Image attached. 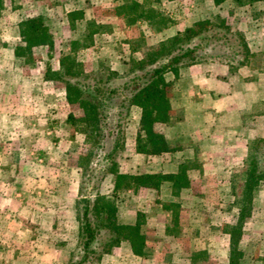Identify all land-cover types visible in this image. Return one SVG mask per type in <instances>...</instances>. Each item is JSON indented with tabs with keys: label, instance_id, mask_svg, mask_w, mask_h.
<instances>
[{
	"label": "rangeland",
	"instance_id": "obj_1",
	"mask_svg": "<svg viewBox=\"0 0 264 264\" xmlns=\"http://www.w3.org/2000/svg\"><path fill=\"white\" fill-rule=\"evenodd\" d=\"M18 1L26 5L21 6L22 14L41 15L49 42L42 50L23 48L24 43L19 44L18 51L25 54L24 61L14 62L7 52L10 46L5 50L1 45L5 44L2 38L11 37L4 24L0 26V63L16 64L26 70L33 65L43 69L48 81L41 97L49 100L42 109L46 110L45 119L0 118L5 128L1 131L0 147L11 153L17 151L15 161L12 154L0 153V166L10 165L6 171L0 170L1 175L12 177L18 174V169L27 168V176L21 172L18 177L19 187L27 192L22 202L17 199L18 195H9L0 187V192L9 196L4 206L0 204V264H226L229 246L225 231L237 218L242 203L243 172L251 160H255L256 172L261 171L262 178L248 205L249 215L244 219L238 244L241 255L238 261L239 264H264V75L259 73L264 71V39L261 38L264 0H223L219 4L211 0ZM0 19L6 23L13 17L9 11L0 9ZM252 19L259 23L255 25L257 29H253ZM197 20L203 21L200 28L195 24ZM186 26L200 31L187 40L182 35L175 47L197 43L192 63L225 61L232 78L234 73L241 80L253 76L257 84L252 82L243 87L253 90L249 100L255 102L254 113L252 122L245 117L237 138L233 139L238 148L243 144L241 136L250 133L252 137L245 136L247 151L225 158L232 162L223 174L228 176L224 183L220 181L221 172L213 170L201 175L196 172L193 191L199 195L187 197L179 204L161 200V196L168 198L163 185L160 190L144 186L133 189L126 177L121 182L118 179L116 187L113 180L118 173H131L135 168L147 171L155 166L154 155L143 153L137 160L131 154L139 111L128 105L122 87L132 83L142 67L150 66L146 60L155 55L153 51L161 48L160 45L167 46V37ZM255 30L258 32L253 34ZM250 35H256L254 43ZM55 57L59 58L58 68L51 70L57 64ZM166 59L163 53L151 64ZM244 64L247 70L239 74L237 68ZM168 75L170 80L171 74ZM172 82L166 88L168 96ZM65 84L70 85L68 94L74 99L67 100ZM61 96L65 103L58 108L56 99ZM77 96L96 103V121L85 125L91 130L83 131L85 126L80 121H64L67 113L82 117ZM123 98L124 102H119ZM187 109L168 106L166 121L154 122V129L163 137L168 135L167 124L189 117L183 112ZM210 117L199 115L204 121ZM43 127L48 132L41 136L39 152L33 147L32 154H28L26 144L30 137L27 135ZM16 131H20V138L12 134ZM41 132L36 131L37 137ZM10 134L12 138H5ZM37 137L32 138V143L37 144ZM191 165L192 162L188 164ZM34 189L35 195L30 194ZM160 201L169 206L172 214H165ZM2 207L7 210L3 211ZM84 208L96 228L95 237L85 250L81 244ZM107 209L114 211L117 221L127 220L134 209L140 211L138 229L143 244L139 255L132 253L124 241L106 244L113 236L102 225ZM165 217L169 220L163 228Z\"/></svg>",
	"mask_w": 264,
	"mask_h": 264
},
{
	"label": "crops",
	"instance_id": "obj_2",
	"mask_svg": "<svg viewBox=\"0 0 264 264\" xmlns=\"http://www.w3.org/2000/svg\"><path fill=\"white\" fill-rule=\"evenodd\" d=\"M2 4L3 8L0 9L9 11L13 19L10 21H6V23L1 21L0 19V26L4 24L7 25V30L11 35V37L7 39L2 38V40H5V44L1 45L5 47V50L7 46H10V51L7 50V52H9L10 59H12L14 62L20 59L24 61L25 54L22 51L17 53L14 51V49L15 46L24 43L21 40V36L19 34V22L26 16L25 14H22L23 10L21 7L23 4L25 5V3H22L18 0H3ZM6 7L8 9H6ZM250 21L253 23V29L254 27L255 29H257L255 25L258 22H256L255 19H252ZM262 24L264 25V21ZM8 27L10 30L8 29ZM262 30L263 33L261 32ZM261 31V38L264 39V29H261ZM253 32V34H256L258 31L255 30ZM255 37L256 35H252V37L250 35V38H252V43H254ZM7 43L10 44L7 45ZM45 45L46 43L32 45L31 50L33 47L42 50ZM250 46L251 45L248 44V48ZM40 52L42 54V51ZM39 57H42V55H40ZM48 58H54V56H49ZM55 58L57 64L55 66H51V70H57L58 68L57 59L59 58ZM37 61H39L38 58ZM245 67L246 64L237 68V72H239V74H242V70H247L245 69ZM247 67L250 68L249 65H247ZM263 72L259 73L264 75ZM170 74L171 75L168 78H170V80L173 82L171 90L172 92L168 97L169 106L180 110L183 107H188V109L186 111H184V109L183 112H187L189 117L177 118L172 123L167 124V131L169 132V134L165 135L164 138L169 148L166 151L154 154L153 159L156 162V167L154 166L152 169L147 170L146 172H184L187 178V182L181 184V186H179L178 188L176 186H171L170 182L166 181L161 182L158 187L160 190V187L163 185V187L165 186L167 189L166 195H168V198L166 199L165 197L161 196V200H168L169 202L176 201L181 204V202L184 199L186 200L187 197L191 196L192 198H195L197 197V195H199L197 194V192L193 191V187L195 184L194 177L196 175V172L199 171L200 175L203 173L207 174V172H211L213 170L221 172V177L223 179H220V181L224 183V179H228V176L225 175V177H223V174H225L226 171L230 168V164L232 162L226 161L225 158L237 157V155H241L247 151V148L245 146V136L252 137L250 133L245 134V136H241L243 144H241L240 147L237 148L236 145L233 144V142L235 138H237L236 136L238 134V130L240 129V127H243L242 124L243 122H245V117H248L247 120H249L250 118L249 122H252L251 117L254 113L253 109L255 106V102H252L253 100H249L252 99L251 96L253 90H246L243 87L244 85H249L252 82L253 85L257 84V80L253 76L251 77L252 79H250L249 77V79L241 80V78L237 76L236 73H234L235 77L232 78L228 64L225 61L221 60L206 63L196 62L182 65L178 68V73L176 76H174L172 73ZM46 81H48V78L45 75V71L34 65L26 70L16 64L6 65L5 63H0V118L8 117L7 119H9L11 116H14L19 119L23 118L24 120H31L35 118L45 119L46 110L42 111V109L46 107V103H48L49 99L41 97V93L47 84ZM63 91L64 89L61 87V94H64ZM64 103V96H61L60 99H56V105L58 108L62 107V104ZM58 108L56 110L57 114ZM201 114H207L211 117L209 118V120L204 121L203 119L199 118V115ZM138 118L139 114L137 115L135 121V136L137 134L139 126ZM219 118L221 120L220 123L218 122ZM62 120L63 119L60 118V122ZM230 122L233 123L230 125ZM32 128L33 127L29 129L32 130ZM2 130H5V128L0 124L1 137L3 136L1 134ZM36 131H42L38 137ZM33 132L34 133H29L27 135L30 137L29 142L26 144L27 149H29L28 154H32L33 147L38 150L37 152H39V149L41 148V144H39L41 136H44V133H47L48 129L47 127H43ZM12 134L15 136V138H20L21 135L20 131L13 132ZM24 134L27 133L23 132V135ZM13 135L10 134L9 137L7 135L5 138H12ZM36 137L38 139L37 144L36 142L32 143V138L35 139ZM175 143H177V145H174ZM2 148L3 147H0L1 150ZM5 152L7 154H12L13 161H15L17 157V151H13L12 153L9 150L0 151V153L3 154ZM132 153L135 154V158H137V160L138 158H142L143 153L138 152L135 147L133 150H131V154ZM203 154H205L206 156H204L202 159ZM31 157L32 156H30V158ZM190 162H192L193 165L188 166ZM10 163L15 164V162ZM186 164L187 166H185ZM75 167L76 169L78 168L77 166ZM2 168L6 171V169H10V165L0 166V170ZM26 169L27 168L22 169V171L18 169V174H13L12 177L3 176L0 173V187L3 186V188H5V193H7L8 191L10 193L9 195H18L17 199L19 200V202H22L24 197L27 195V192L19 187V183L21 184V182H19L18 178L19 175L22 174L21 172H24L25 177L27 176ZM140 170L141 169L138 170L135 168V170L130 171L138 173L142 171ZM39 178H41L40 175ZM39 178H37V180L35 181H38ZM34 191L35 189L30 194L35 195ZM43 193L44 192L42 191V193L40 194ZM7 197L9 196H6V194L4 196L0 192V204L4 206V200ZM39 197H42V195H39ZM199 199L200 198H197V200ZM160 203L161 206L166 209L164 210L166 215L168 213L172 214L169 206H166L165 204L162 205V201H160ZM44 207L47 208L46 206ZM135 209L132 211L133 213H130V216L127 220L121 222L134 221L137 215V211ZM2 210L6 211L7 208L2 207ZM168 220L169 218L165 217L163 228H166ZM196 226L199 228L200 223H198Z\"/></svg>",
	"mask_w": 264,
	"mask_h": 264
},
{
	"label": "trees",
	"instance_id": "obj_3",
	"mask_svg": "<svg viewBox=\"0 0 264 264\" xmlns=\"http://www.w3.org/2000/svg\"><path fill=\"white\" fill-rule=\"evenodd\" d=\"M214 4H219L223 0H211ZM3 0H0V8H2ZM203 21L197 20L195 24L202 26ZM200 29H194L191 26H186L182 30H177L175 34L167 37V46L163 48L156 49L153 51L154 56L146 60L148 67H142L141 71L137 74L136 78L132 83H126L123 85V92L127 95L126 100L128 105L135 106L139 111L138 120V130L135 136V149L141 153H147L148 155L158 154L162 151H166L169 146L165 138L159 134L157 130L154 129V122H164L168 117V95L166 88L170 84V80L167 79V75L172 73L174 76L178 73V68L182 65H187L193 62L196 57L195 49L197 43L189 44L184 47L176 45V40H181L182 35H184L185 40L190 39L192 36L197 35ZM19 34L21 40L24 42L23 48H29L32 45L48 43L49 34L47 33V26L44 24L40 14L26 15L25 18L19 22ZM174 45H171V43ZM164 42H160L162 44ZM169 44V46H168ZM243 47L246 49V45L242 43ZM21 45L15 46V52ZM167 56V59L161 63L154 62L155 57L162 54ZM65 89L67 90L66 98L67 100H72L70 98L69 87L70 85L65 84ZM69 86V87H68ZM78 100V106L82 108V117L75 118L71 113H67L64 121H80V124L93 125L96 121V114L94 112V107L96 103L85 97H76ZM124 98L119 100L123 103ZM119 113V109L116 111ZM81 126V125H80ZM85 126L82 128L83 131L91 130V127ZM81 128V127H80ZM256 162L251 160L248 165L245 166L243 172V182L241 184V205L238 208L237 215L234 222L229 226L227 233L228 240V256L226 264H239L240 250H239V240L243 231L244 219L249 215L248 205L251 202L252 195L257 188L258 181L262 178V172H256ZM126 177L129 179L127 181L129 187L137 188L139 186L151 187L157 189L161 182H170L171 186H176L177 188L187 182L186 175L184 172L177 173H149L146 171H141L138 173H118L113 180L114 187L118 186V179ZM127 187V185H126ZM88 201V200H87ZM113 209V208H112ZM112 209H107L103 216L102 225L107 227L113 236L107 241L106 244H117L119 241H124L128 245V249L135 255L140 254L141 246L143 244V236L139 231V215L140 211H137V215L132 222H121L117 221L115 218L114 211ZM87 209L82 210V247L85 250L90 242L95 237V227L90 222V218L87 214ZM107 250V249H106Z\"/></svg>",
	"mask_w": 264,
	"mask_h": 264
}]
</instances>
